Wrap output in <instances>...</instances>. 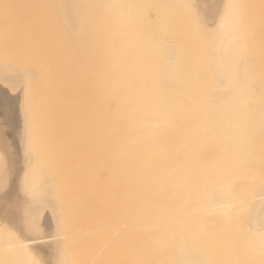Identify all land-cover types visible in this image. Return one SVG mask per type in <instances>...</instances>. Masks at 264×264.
Segmentation results:
<instances>
[{"label":"bare ground","instance_id":"bare-ground-1","mask_svg":"<svg viewBox=\"0 0 264 264\" xmlns=\"http://www.w3.org/2000/svg\"><path fill=\"white\" fill-rule=\"evenodd\" d=\"M243 2L0 0V222L19 233L1 242L0 264H209L204 228L243 212L240 224L264 230V4ZM64 107L61 124L84 135L87 190L65 231V196L42 176L57 181L40 159L48 139L44 153L32 126L37 109ZM22 177L58 190L36 197L41 184Z\"/></svg>","mask_w":264,"mask_h":264},{"label":"rangeland","instance_id":"rangeland-1","mask_svg":"<svg viewBox=\"0 0 264 264\" xmlns=\"http://www.w3.org/2000/svg\"><path fill=\"white\" fill-rule=\"evenodd\" d=\"M244 2H243V4L245 5V6H248L247 8L248 9H251L252 8V6H254L253 5V3L256 5V6H254L252 9H255V7H257V5L260 7V6H262L263 7V5L262 4H264V2L263 3H260V1L261 0H259V2H258V0H247V1H245V0H243ZM263 1V0H262ZM261 1V2H262ZM248 2V3H247ZM247 4V5H246ZM251 4V5H250ZM250 7V8H249ZM259 7H257V10H260V8ZM261 7V8H262ZM259 8V9H258ZM248 9H247V11H248ZM251 9V10H252ZM262 10V9H261ZM24 99H26L27 100V102H25V103H28L29 102V99H27V98H24ZM30 104H31V107H34V104H33V106H32V103L30 102ZM30 104H27V107L30 105ZM27 107H26V109H27ZM30 107V106H29ZM29 108L28 110H26V111H30V109L32 110L33 108ZM64 109H65V107H64ZM38 110V112L39 111H41V113H39V115L38 116H36V118L33 120H31L30 119V117H31V114L32 113H34L33 112V110H32V113L31 114H29V112H28V114L30 115H28L27 117H28V119H29V121L31 120L32 121V123H33V121H34V124L32 125V126H36V127H38V126H40V127H38V130L40 131V128L41 129H43V130H41V133L39 134L38 133V131L36 132L35 131V129L34 128H32V129H30V128H28L30 125H31V121L29 122L30 123V125L29 124H27L28 125V127L26 126V129H25V132H26V130H27V128L28 129H30V130H32V132L34 133V131L36 132V134L38 133L39 135H41L42 133L44 134V136H43V134H42V136H40L39 138H42L41 140L39 139V138H37V140H40L39 142H41L42 140H43V138H45L41 143H37V144H41L42 146H43V144H44V141H46L47 139V142L49 143H47V142H45L46 144H44V146H45V151H46V153H45V151H44V146H43V148L41 149V150H43L44 151V156L45 157H41L43 154H42V151L41 150H39L41 153L38 155L39 156V158L42 160L43 159V162L42 161H40L39 162V164L42 162L43 164H44V161H46V163L48 164V161L46 160V155H48L47 156V158H48V160H50V159H52V160H50L51 162H49L50 164H52V162H53V164H52V166H51V170H50V174H51V171H53V172H56L57 173V175L56 176H59V178L57 177L56 178V176H54L55 177V179H57V181L56 180H54V182L52 181H50V179H51V176L49 175V171L48 170H42L44 173L46 172L47 174H44L43 173V175L42 176H44V175H48L47 177H46V179L48 178V180L49 181H47V180H45V178L44 179H42L43 177L42 176H40V177H42L41 178V180H43V181H41V185H42V183H43V188H42V186L40 185V187L41 188H39V189H42V191H38L37 189V192H35L36 193V195L38 194L39 196H41V194H44V193H48V194H50V193H52L51 191H55V188L54 189H52V188H49V186L51 185L52 187H53V184H46L47 182L49 183H58V185H56V186H59L58 188L61 190H58V188H57V190L59 191V192H57V193H63L62 195H60L59 194V196H65L64 197V200H63V197L62 198H60L59 196V201H60V199H61V202H63L62 204L63 205H66L65 207L63 206V210H64V214H60L61 215V217L62 218H64V220L63 221H67V222H64L63 223V221H61L62 222V224H64L63 225V230L65 231V230H68V229H65V225H66V227H70L71 225H73V224H80V219H82V215H83V208H84V205L86 204V201H87V190L85 189V186H84V182H85V180H84V176H83V174L82 173H80V169H81V161H80V151L83 149V142H84V135H83V132H80V130H75V129H73V131H71V130H66L65 129V127H64V124H61V122H60V120L58 119V118H60L61 120L64 118V116L65 117H67L66 116V113L68 112L66 109L65 110H63V109H61V110H56V109H53V108H42V110H43V113H42V110L41 109H37ZM35 108H34V111L36 112L37 111ZM51 111V112H50ZM37 112V113H38ZM47 113V114H46ZM50 114V115H49ZM61 114V115H60ZM34 115H36V113H34L33 114V116L32 117H35ZM39 116H42V117H39ZM60 116H62V117H60ZM38 117V118H37ZM41 118V119H40ZM37 119V120H36ZM39 119V120H38ZM44 120V121H43ZM47 122V124H44V123H46ZM38 123H39V125H38ZM35 127V128H36ZM44 128H45V132H46V134L44 133ZM34 129V130H33ZM36 130H37V128H36ZM28 131V130H27ZM80 133V135H79V133ZM27 133H31V132H26V134ZM32 134V133H31ZM28 135V134H27ZM33 135V134H32ZM32 135H30V136H32ZM78 136V137H77ZM35 137H38V135H36L35 136V134H34V138ZM29 138V137H28ZM33 138V137H32ZM33 138V140H36V139H34ZM83 139V140H82ZM29 140V143L32 141V139H31V137L28 139ZM31 140V141H30ZM80 141V142H79ZM34 141H32V143H33ZM76 142H77V144H76ZM35 143V142H34ZM33 143V144H34ZM81 144V145H80ZM30 148H31V150H32V148L34 147V145L32 146V144H30ZM40 146V145H39ZM41 146V147H42ZM52 146V147H51ZM37 145H35V148H33V151H34V149H40L41 147H37ZM50 148V149H49ZM52 149V150H51ZM2 150V149H1ZM77 150H79V152L77 153ZM32 151V152H33ZM38 151V150H37ZM38 151V152H39ZM48 151H49V153H48ZM2 152H4L2 155H4V159L2 160V162L4 163H0L1 165L3 164V165H7V153L5 152V151H3L2 150ZM5 153H6V155H5ZM52 154V155H51ZM56 154V155H55ZM37 155V154H36ZM41 155V156H40ZM54 155V156H53ZM32 156H34V158H35V154L34 153H32ZM37 156V157H38ZM3 156H1V158H2ZM36 157V158H37ZM54 157V158H53ZM33 158V157H32ZM35 158V159H36ZM1 160V159H0ZM35 161V160H34ZM38 161H39V159H38ZM32 163H34V162H32ZM32 163L29 165L30 166V168H31V165H32ZM58 163V164H57ZM37 164V162L35 163V165ZM46 164V165H47ZM0 165V166H1ZM44 166V165H41V169L42 168H47V167H49V166ZM5 166H4V168H5ZM33 166V165H32ZM39 166V165H38ZM44 166V167H43ZM57 167V168H56ZM2 168V167H1ZM1 168H0V171H1ZM36 168H37V166H36ZM32 170H34L35 169V167L34 168H31ZM50 169V168H49ZM53 169V170H52ZM4 170H6V168L5 169H3L2 171L3 172H5ZM32 170H30V169H27V170H25L26 172L27 171H29L28 172V174H27V176L29 175V173H30V171H32ZM35 170H37V169H35ZM48 171V172H47ZM38 172V171H37ZM31 173V174H35V175H37L38 173V175H40V172H38V173ZM1 174H6L5 175V177L4 176H1L0 177V186L2 185V184H4V182H5V178H7V172H5V173H2V172H0ZM25 173V172H24ZM24 173H23V175H24ZM26 174V173H25ZM30 174V175H31ZM42 174V173H41ZM54 175H55V173H53ZM53 174H51V175H53ZM34 175H32V177H33ZM24 177V176H23ZM22 177V181L24 182V181H26V179H24ZM35 177V176H34ZM38 177V176H37ZM50 177V178H49ZM28 179H29V176H28ZM62 179V180H61ZM36 180H37V178H36ZM59 180V181H58ZM21 181V182H22ZM32 181V180H31ZM31 181H26L27 183H29V184H31L32 182ZM45 181H47V182H45ZM23 182L21 183L22 185H23ZM34 182H35V185H34ZM37 182H38V180H37ZM36 181H35V178L33 179V185L35 186V187H39V183H37ZM59 182H60V184H59ZM26 183V184H27ZM29 184H27V185H29ZM31 184V185H32ZM81 184V185H80ZM21 185V186H22ZM24 186H26L25 185V183H24ZM24 186H22V188L21 189H23V190H21V193L22 194H24V192H25V194H26V191L28 190V189H26V188H24ZM30 186V185H29ZM28 186V187H29ZM33 186V187H34ZM50 186V187H51ZM32 186L30 187V188H33ZM45 188V189H44ZM51 190H49V189ZM26 190V191H25ZM30 190V189H29ZM43 190H45V192L43 191ZM47 190V191H46ZM56 190V191H57ZM64 190V191H63ZM86 192H85V191ZM55 191V192H56ZM29 192V191H28ZM27 192V193H28ZM30 192H31V190H30ZM30 192L28 193V196H29V194H30ZM33 192V191H32ZM34 193V192H33ZM32 194V193H31ZM247 194V192L245 191V190H237V191H235V190H232L231 192H230V196L232 197L233 196V198H234V196L235 197H237V198H240V199H242L243 197H244V195H246ZM27 195V194H26ZM36 196V197H39V196ZM53 195H55V193L53 194L52 193V196ZM30 196H35V194H33V195H30ZM63 200V201H62ZM68 201V202H67ZM61 202H60V205H59V208H60V206H61ZM66 203V204H65ZM70 203V204H69ZM72 205V206H71ZM62 207V206H61ZM70 207V208H69ZM65 208H67V211H65ZM75 209V210H74ZM242 209V208H241ZM243 210H245L244 208H243ZM243 210H240L239 209V211L238 212H241V211H243ZM60 211H62L61 209H60ZM63 212V211H62ZM234 212V211H233ZM237 212V213H238ZM248 212V211H247ZM67 213L69 214V216L67 215ZM71 214V215H70ZM75 214V215H74ZM79 214V215H78ZM240 214V213H239ZM238 214V216H237V218H241L240 216L243 214V212L239 215ZM64 215V216H63ZM77 215V216H76ZM233 215V216H232ZM244 215V214H243ZM246 215V214H245ZM74 216V217H73ZM232 216V219L230 218ZM249 216V214L248 215H246V216H242V217H248ZM66 217H68V218H66ZM76 217V218H75ZM233 217H234V213L232 214V210H231V215L229 216V218H230V220H229V218H228V221L230 222L231 220H233L234 221V219H233ZM66 218V219H65ZM237 218L235 219V221L237 220ZM245 218H244V222H245ZM68 219V220H67ZM72 219V220H71ZM75 219H77V220H75ZM248 219V221H249V217L248 218H246V220ZM62 220V219H61ZM241 220V219H240ZM71 221V222H70ZM235 221H234V224H235ZM238 222H239V226H241L242 227V229L238 226V224H237V226H236V224H235V226H234V224L233 225H230V228L225 224L224 225V223H222V226H224V227H222L221 225H218L217 224V222L218 221H216V225H214V224H212V226H209V227H207L206 228V230H205V228H204V230H201L200 232H201V235H200V232L198 233L200 236H198V237H200V239H201V242L203 243V244H207L208 243V245H211L210 246V248H209V246L208 247H206L207 245L205 244L204 246L202 245V246H200L201 248H203L206 252H208V251H210V252H208L209 253V256H207L208 254H206V256L207 257H211V260H210V262H208L209 264L211 263H214V264H251V263H253V264H264V230H261V232H259V233H257L256 231H255V233H254V231L252 232V230L250 231V226L249 227H247L248 225L246 224V223H249V222H247L246 221V223H243V225L242 224H240V221L239 220H237ZM236 221V222H237ZM76 222V223H75ZM241 222H243L242 220H241ZM70 223V224H69ZM219 223V222H218ZM233 222L231 221V223H227L228 225L229 224H232ZM2 224V222H0V230H1V228L2 227H4V228H2V230L0 231V234L2 233V236H1V240L2 241H0V247H1V245H3V243H1V242H4V244L6 243V239H7V243H9V244H11L10 242L12 241V243L13 242H15L16 241V233H18V232H16L15 230H13V229H15L13 226H11V224H9V223H6L4 226H3V224ZM220 224H221V222H220ZM7 225V226H6ZM204 225V224H203ZM214 225V226H213ZM250 225V224H249ZM9 226H11V228H9ZM80 226V225H79ZM111 226V227H110ZM109 227H107L106 225H105V232L107 233V231H108V228H109V230H110V232H111V234H113V235H115L114 233H113V229H114V227H112V224L110 225ZM205 226V225H204ZM222 227V228H225V226H227L226 227V229H221L220 227ZM234 226V227H233ZM201 227V226H200ZM200 227H198V228H200ZM206 227V226H205ZM214 227H216L215 229H214ZM231 227H232V229L234 230V229H236V230H234V232H233V230H232V232H231ZM247 227V230L245 229V231L247 232H245L246 233V235H245V240L243 239V237H241L242 236V232H244V228H246ZM78 228V227H77ZM107 228V229H106ZM203 228V227H202ZM210 228V229H209ZM211 228H212V230H216V231H213V234H212V230H211ZM229 228V229H228ZM239 228V230H243L242 232L241 231H239V230H237ZM7 229H9V230H7ZM10 229H12L13 231V233H14V231L16 232L14 235L16 236H14L15 238H13V237H11V236H13L12 234V232H11V230ZM81 228L79 227V229L78 230H80ZM3 230H5L4 232L7 234V232L8 231H10L12 234H10V232H8V234L7 235H9L10 236V238H8L9 236H7L6 234H4V235H6V236H3ZM7 231V232H6ZM195 231H197L196 229H195ZM223 233H221V232ZM236 231H238V232H236ZM215 232V233H214ZM216 232H218V233H216ZM228 232H231V233H229L228 234ZM236 232V233H235ZM239 232H241V233H239ZM221 233V234H220ZM234 233H235V235H237V233H238V235H237V237H240V238H237L235 235H234ZM244 233V234H245ZM19 234V233H18ZM203 234V235H202ZM216 234V235H215ZM226 234V238H225V235ZM230 234H231V236H230ZM232 234H233V236H232ZM195 235L197 236V234L195 233ZM223 235V237H224V239H222L223 237H221ZM193 236H194V234H193ZM202 236V237H201ZM218 238H217V237ZM236 238H235V237ZM5 237V238H4ZM205 237V238H204ZM220 237H221V239H220ZM3 238H4V240H3ZM14 239V241H13V239ZM113 238V236H107V241H108V245H110L109 246V248L111 249V250H114L115 251V237H114V239H112ZM234 239V240H232V239ZM10 239H12L11 241H10ZM112 239V240H111ZM194 239H195V241H197L196 239H197V237L195 238L194 237ZM194 239L192 238V240H189V242H194ZM220 239V240H219ZM242 239V240H241ZM8 240L10 241V242H8ZM199 240V239H198ZM203 240H205V241H203ZM216 240H218V241H216ZM227 240V241H226ZM231 240V241H230ZM237 240V241H236ZM246 241V244H245V242L244 241ZM206 241H210V242H206ZM213 241V243H211ZM221 241V242H220ZM235 242V244H234V242ZM198 242V241H197ZM196 242V243H197ZM200 242V241H199ZM198 242V243H199ZM200 242V243H201ZM205 242V243H204ZM224 242H225V244H224ZM230 242H232V243H230ZM237 242V243H236ZM241 243V246H240V243ZM199 243V244H200ZM201 243V244H202ZM239 243V244H238ZM245 245V246H243L242 247V245L243 244ZM9 244H6V246L7 245H9ZM190 244V243H189ZM200 244V245H201ZM232 244V245H231ZM234 244V245H233ZM191 245H193V243H191ZM220 245V246H219ZM5 245L3 246V247H6ZM112 247H114V248H112ZM196 247V246H195ZM199 247V246H198ZM215 247H218V248H215ZM230 247V248H229ZM232 247V248H231ZM236 247V248H235ZM197 248V247H196ZM201 248H199V249H201ZM206 248V249H205ZM239 248V249H238ZM190 249H192V247L190 248ZM208 249V250H207ZM228 249V250H227ZM238 249V250H237ZM242 249V250H241ZM105 251V250H104ZM232 251V252H231ZM236 251V252H235ZM234 252V254H232ZM237 252H239V253H237ZM106 253V252H105ZM112 252H109L108 254H111ZM211 253V254H210ZM237 254H238V256H237ZM212 255V256H211ZM209 258H207V260L209 259ZM209 261V260H208ZM112 264V263H111Z\"/></svg>","mask_w":264,"mask_h":264},{"label":"snow or ice","instance_id":"snow-or-ice-1","mask_svg":"<svg viewBox=\"0 0 264 264\" xmlns=\"http://www.w3.org/2000/svg\"><path fill=\"white\" fill-rule=\"evenodd\" d=\"M21 227L26 228V223H25L24 219H22V221H21ZM262 228H264V222H262Z\"/></svg>","mask_w":264,"mask_h":264}]
</instances>
